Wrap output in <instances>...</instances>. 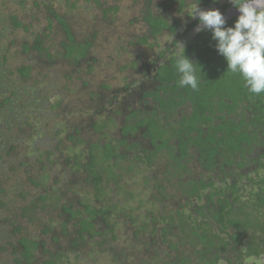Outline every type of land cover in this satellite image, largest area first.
Segmentation results:
<instances>
[{
	"label": "trees",
	"instance_id": "trees-1",
	"mask_svg": "<svg viewBox=\"0 0 264 264\" xmlns=\"http://www.w3.org/2000/svg\"><path fill=\"white\" fill-rule=\"evenodd\" d=\"M14 1L0 0V239H2L0 240V250H4L6 247L2 242L5 226L13 225L15 233L22 231L24 226L19 212L16 211L19 204L16 201L19 195L22 197L32 196L29 194L32 192L31 188L38 189L40 192L31 202V206L34 207H38L41 202L45 203L48 198L53 199V194L44 195L48 193L46 192L47 184H49L51 175L48 172L43 175L40 171L44 172L48 164L50 171L57 169L58 161L63 156L62 154L59 156L58 153L65 154L62 160H73V158L76 160L78 165L72 164L74 173L78 174L79 167L82 165L78 159L84 139L74 133L79 130L65 118L69 114L64 107L65 102H70L69 95H73L77 87L75 83L71 87L63 79L53 81L61 92L62 99L56 96L55 100L50 102L47 89H43L49 81V76L47 70L41 65L54 61L53 56L49 54V49L52 48L58 51L57 54L63 58L72 56L71 62L75 66V72L80 73L78 79L82 80L84 79L82 77L84 64L79 62V59L86 58L90 49L93 48L94 42L97 43L99 38L108 41V45L111 47L110 58L114 55L113 53H119L122 56L129 51V47L133 46L134 56L130 54V57L135 58L131 64L135 70L141 69L143 66L144 55L150 56L148 59L155 67L161 63V58L166 56L168 62L170 59V64L159 65V73L156 75L162 81V89L158 87L155 94L159 95L163 91L165 93L172 90L174 97L166 95L165 106L168 104L173 109L176 104H180L179 107H184L180 109L181 115H177V122L183 133L182 146H180L181 156L172 152L168 155V159L174 160L185 173L191 172L189 166L195 160L207 159L205 165L210 170H214L216 179L220 180L222 185L224 184L221 189V185L217 186L216 190L219 192H202V188L195 187L194 192H184L181 199L183 208L186 204H192L186 199L187 197L193 196L200 201L193 209L197 216H204L206 207L212 211L213 206L209 205L218 203V208L212 211L209 216L212 220L210 225L220 223L223 228H228L224 239L221 238L217 241V235L209 236L211 226L208 229L206 226L205 230H202L198 224L189 222L185 217L182 218V221L180 219L176 225V217L181 218L182 216L179 215L180 211L172 212L169 208H164L163 211L166 215H154L153 217H159L157 219L161 223L164 219H168L169 227L164 225L159 227L160 225H155L154 222L151 226L152 233L159 238H153V242L161 239L180 255L178 260L183 258V264H191L179 241H189L193 234H199V263L207 264L208 260L207 258L204 260L203 256L214 254L212 249L213 251L215 249L225 250L229 247L228 245H231L232 251H240L238 244L243 235L247 234L248 237L255 239L257 233L255 227L259 225L260 217L253 211L259 207L264 215V204L254 203L253 209H250L251 213L249 212L246 216L244 208L239 207L238 209L235 203L242 199L243 187H241L240 178L244 176L246 168H251L254 175L264 169V93L259 94L263 95L262 98L259 95L251 94L244 86L241 76L228 70L226 59L215 48L216 41L213 40L211 31L201 32L197 48L185 46V55L197 64V76L200 80L198 90H192L190 87L181 88L178 85L179 76L175 69L177 51L170 52L169 47L164 51H159L162 41L165 38L168 39L169 33L178 31L182 25L188 24L189 20L193 19L190 16L191 10L198 2L200 8L211 9L214 8L212 0H171L178 2L174 4L173 2L158 4L154 0L142 2L133 0L131 3L130 0H126L128 1L127 10L130 12V14H126L127 16H123L121 13L122 1L125 0H114L118 2H113L114 4L109 1H103L102 4L101 0H86L85 5H80L79 0H58L61 2L59 4H55L54 0H50L49 3L44 1L40 4L35 2L34 6L39 8V14H44L47 17L45 21L39 22L38 33L32 31L33 25L27 24L24 18L11 13L10 4H13ZM91 1L97 4H91ZM20 2L23 6H29L23 4L24 2L21 0ZM138 4H142L139 9ZM80 10V14L77 15ZM92 10L98 14L92 13L91 15ZM83 11L87 12V17L92 22L94 19L96 20L92 24L89 21L80 23L78 17L85 15ZM125 17H129L127 19L128 26L135 27L134 31L130 30L132 31L130 32L128 28L123 27ZM236 20H231L225 27L234 26ZM52 21H55L54 28L51 25L48 26V22ZM97 21L101 23L99 29H96L95 26ZM197 24L198 19L190 24L189 28L192 29ZM78 27L80 30L88 28L92 34L85 33L87 38H82L83 41H81L82 39L75 40L72 34L74 31H79ZM18 29L23 30V33L27 34H25L26 37L24 35L23 39L21 36L18 39L12 35V31ZM53 30L54 32L64 31L70 38L63 37H67L70 43L66 44L63 41L55 40ZM29 33L36 34L35 39ZM186 33L187 31L184 30L183 34ZM31 39L36 43L35 45L30 44L32 43ZM146 47H150L152 50L149 52L139 51ZM114 48H116L115 52L112 51ZM32 51L38 52V62L35 59L32 60L30 56ZM180 53H183L182 47ZM191 54L198 58L197 62L190 57ZM101 61L107 63L111 59L101 58ZM85 62H89V60ZM66 71L67 69L64 68L62 71L59 70L64 73ZM66 77L70 78L69 75ZM242 99L246 106L241 110ZM258 101H261L263 105L259 106ZM178 111L175 110V113ZM73 113L74 111L70 114ZM249 119L252 120L247 121ZM261 119H263V124L260 127L262 131H248L252 126H257ZM124 133L136 134L137 126H127ZM117 142L122 146L128 145L123 140ZM164 145L168 146L167 141ZM94 148L95 146H92L88 151L90 155L92 154L93 161L86 166L88 173L83 180L86 183L93 180L96 190L100 192L102 190L100 188L101 173L96 169L99 167V163H96L98 154ZM127 149L135 150L136 148L127 147ZM33 155H40V157L33 159ZM44 157L47 158V163L41 162ZM101 157L107 163L115 157L120 160L125 159L119 148L113 147L111 144L105 145L103 151L99 152L98 158ZM180 160H184L185 163H180ZM109 166H111L110 163ZM182 171L180 172L182 173ZM35 172L37 174H34ZM229 178L234 180L228 186L231 181ZM70 183L72 191L79 192L84 189V186L75 178H72ZM216 183L218 185V182ZM253 185L258 186L259 192H264V177ZM170 196L168 194L167 199H170ZM7 200L10 202H5ZM159 200L158 197L150 204L156 206L155 202ZM81 205L84 206L85 211L74 210L75 205L72 204L73 219H79L84 214L91 215L93 218L96 216L95 207H92L88 202H82ZM115 210L117 209H113V212ZM24 213H22V217L29 223L36 219L31 214L29 207L24 208ZM229 214L231 217L228 216ZM225 215L229 217V222L225 221ZM119 217L125 216L120 215ZM122 226L119 220L113 224V227L118 229H123ZM141 230L139 231L141 232ZM127 232H105L109 238L105 241L111 245L114 262L127 255V253L116 254L114 251L115 246L121 245L126 240ZM144 233L146 236L149 235L147 228ZM135 239L142 241L138 236ZM196 251L194 250V252ZM129 254H132L131 249ZM238 254L240 253L238 252ZM130 262L133 264L134 260L131 259ZM148 262L145 260L142 264H149Z\"/></svg>",
	"mask_w": 264,
	"mask_h": 264
},
{
	"label": "flooded vegetation",
	"instance_id": "flooded-vegetation-1",
	"mask_svg": "<svg viewBox=\"0 0 264 264\" xmlns=\"http://www.w3.org/2000/svg\"><path fill=\"white\" fill-rule=\"evenodd\" d=\"M21 1L24 2L23 4L29 5L27 6L29 7L28 12H26V5L23 6L20 0H15L13 4L17 5V9L15 8L11 13L24 18L27 24L33 25L32 31L38 33L39 22L45 21L47 17L44 14H39L40 10L34 4L35 2L40 4L44 1L49 3L50 0ZM85 1L79 0V4L85 5ZM103 1L101 0V3ZM142 1L144 0H140V2ZM113 2L118 3L112 0L111 3L114 4ZM130 2L132 3L133 0ZM154 2H158V4L178 3L171 0H154ZM13 4L10 6L14 7ZM91 4L97 3L91 1ZM212 5L225 15L227 24L240 15L230 0H216V2L212 0ZM80 12L81 10L77 12V15ZM49 17L51 19L50 15ZM196 20L191 19L188 24L182 25L178 31L169 33L168 39L165 38L162 41L159 51H164L168 47L170 52H175L177 49L180 51L179 43L188 48L190 46L197 48L201 32L198 34L194 32L197 25L192 29L189 28V25ZM50 25L54 28L55 21L48 22V26ZM184 30L187 31L186 34H183ZM79 31L73 32V38L75 40L85 39L87 35L84 34L81 37L78 35ZM23 32L21 29L14 30L12 35L18 39L21 37L23 39L26 34ZM57 32L53 30L55 40L63 41L66 44L70 43L67 38L69 36L64 31ZM88 32L89 35L92 34L90 31ZM205 32L208 31L205 30ZM29 34L35 39L36 34ZM63 36L67 37L64 38ZM185 41L188 42L185 43ZM31 42L30 44H36L32 39ZM95 44L94 42V46L86 58L79 59V62L84 64L82 73L84 79L82 80L78 79L80 73L75 72V66L71 62L72 56L63 58L57 54L58 51L51 48L49 54L53 56L54 61L41 63V67L47 70L49 76V84L47 83L43 89H47L50 102L54 101L56 96L62 99L61 92L53 81L63 79L71 87L74 83L77 87L73 95H69L70 102H65L64 107L69 114L65 118L79 130L74 133L84 139L78 159L82 165L79 167V173H74L72 164L78 165L76 160L74 158L73 160H62L65 154L58 153L59 156L61 154L63 156L58 161L57 169L50 171L48 164L44 172L40 171L43 175L47 172L51 175L49 184H47L48 190L46 192L48 193L44 195L53 194V199L48 198L45 203L41 202L38 207L31 206L32 200L40 192L35 187H32V192L29 193L32 196L22 197L19 195L17 197L16 203L19 204L16 211L19 212L24 226L23 228L21 226L22 231L18 233L14 232L13 225L5 226L2 242L6 247L4 250H0V264H131V259L134 260L133 264H142L145 260L149 261V264H183L184 259L178 260L180 255L173 251L170 245L161 239H157L155 242L152 240L159 238L152 233L151 226L154 222L155 225H160L159 227L161 225L169 227L168 219H164L161 223L157 219L159 217H153L154 215H166L163 211L164 208H169L172 212L180 211L179 215L182 216L181 218L176 217V225L180 219L182 221V218L185 217L189 222L198 224L202 230H205L206 226V229L211 226L209 236L217 235V241L221 238L224 239L228 232V228H223L220 223L210 225L212 220L209 216H211L212 211L218 208V203L209 205L213 206L212 211L206 207L204 216H197L193 211L200 203L193 196L186 198L192 204H186L184 208L181 207L184 192H194L195 187L202 188V192H219L216 190L217 186L221 185V189L224 184L222 185L220 180L216 179L214 170H210L205 165L206 158V160L202 159L201 161L195 160L189 166L190 173H185L174 160L168 159V155L172 152L181 156L180 146H182L183 133L178 125L177 115H181L180 109L184 107H179L180 104H176L173 109L168 104L165 106L167 103L166 95L174 97L172 90L165 93L163 91L159 95L155 94L158 87L162 89V81L156 75L159 73V65L170 64V59L168 62L166 56L161 58V63L155 67L152 61L148 59L150 56L144 55L143 66L141 69L135 70L131 65L135 58L130 57V54L134 56L133 46L129 47V51L122 56L119 53H113L114 55L110 58V55H102L103 53H100L97 47L95 49ZM115 50L116 48L112 51L115 52ZM151 50L150 47H146L139 51L149 52ZM64 52L67 53L68 51ZM30 56L32 60L39 61L38 52L32 51ZM190 57L196 62L198 61L194 54H191ZM101 58L111 59V61L103 63ZM74 59L76 60V58ZM86 60L89 62H85ZM63 68L67 69L66 73L59 72ZM66 75H69L70 78H67ZM259 97L262 98L263 95H259ZM241 102L242 110L246 103L243 99ZM257 104L263 105L261 101H258ZM175 110L179 111L175 113ZM73 111L74 113L70 114ZM257 124V126L249 128L248 131H262L260 127L263 124V119ZM127 126H137V133L125 134L124 129ZM119 140L125 141L128 145H120L117 142ZM165 141H167V147L164 145ZM107 144L119 148L125 159L112 158L109 161L111 166H109L103 157L98 158L99 152L101 153ZM92 146H95V152L98 154L96 163H99V167L96 169L101 173L100 188L102 190L100 192L96 190L93 180L89 183L83 180L88 173L86 166L93 161L92 154L88 153ZM127 147H135L136 149L130 150ZM111 149L113 150V148ZM39 157L40 155H33V159ZM27 159L29 160V158ZM41 162L47 163V158L44 157ZM179 162L185 163L184 160ZM246 169L244 176L240 178L241 187H243L242 199L237 201L235 205L238 209L239 207L244 208L247 216L249 212L251 213L250 209H253L254 203L264 204V192H259L258 186L253 185V183L263 179L264 174L261 171L264 172V169L255 175L251 168ZM72 178L79 181L84 189L79 192L72 191L70 188ZM230 180L231 178H229ZM233 180L229 182L228 186ZM42 191L45 192L44 189ZM168 194L171 195L170 199H167ZM158 197L160 200L155 202L157 203L156 206L150 204ZM82 202H88L96 208L94 218L88 214L82 215L79 219L72 218V204L75 205L74 210L85 211L84 206L81 205ZM25 207H29L31 214L36 218L33 222L29 223L22 217ZM113 209L117 210L113 212ZM253 212L260 217L259 225L255 227L257 231L255 239L248 237L247 234L243 235L238 244L240 251H232L231 245H228L229 247L225 250L215 249L213 251L212 249L214 254L202 255L205 257L204 260L207 258V264H256L259 257L264 256V215L259 207ZM120 215L125 217L120 218ZM228 216L231 217V214ZM228 216H224L226 222H229ZM116 220L121 221L123 229L113 227ZM126 221L127 223H125ZM19 224L21 225L20 221ZM146 228L149 234L147 236L144 233ZM108 231H128L126 240L114 248L116 254L127 253L117 262H114L111 245L105 241L106 239L109 240L108 236L105 235V232ZM137 236L142 241H137L135 239ZM179 244L186 251L191 264H200L199 234H193L189 241H179ZM130 249L132 254H129ZM194 250L198 252H194Z\"/></svg>",
	"mask_w": 264,
	"mask_h": 264
},
{
	"label": "clouds",
	"instance_id": "clouds-1",
	"mask_svg": "<svg viewBox=\"0 0 264 264\" xmlns=\"http://www.w3.org/2000/svg\"><path fill=\"white\" fill-rule=\"evenodd\" d=\"M216 2V0H214ZM240 15L234 26H227L225 15L218 8L202 9L199 2L191 10L190 16L198 19L195 33L211 31L216 41L215 48L228 64V70L239 74L244 86L253 95L264 93V0H230ZM175 56L177 81L181 88L198 90L200 80L196 63L185 55V45ZM256 264H264V256Z\"/></svg>",
	"mask_w": 264,
	"mask_h": 264
},
{
	"label": "rangeland",
	"instance_id": "rangeland-1",
	"mask_svg": "<svg viewBox=\"0 0 264 264\" xmlns=\"http://www.w3.org/2000/svg\"><path fill=\"white\" fill-rule=\"evenodd\" d=\"M104 1H109V2H111L112 0H104ZM54 3L55 4H59V3H61L60 1H58V0H54ZM127 3H128V1H122V10H121V13L123 14V16H125L126 14H130V12L127 10ZM10 5H12V4H10ZM13 6L14 7H11V10H14L15 8L17 9V5H14L13 4ZM96 7V6H95ZM137 7H138V9L140 8V7H142V4H138L137 5ZM28 9H29V7H27V10H26V12H28ZM29 11H31V10H29ZM138 12V11H137ZM83 13L85 14L84 16H79L78 17V20H79V22L80 23H82V22H84V23H87L88 21H89V23L91 22V24L94 22V20H96V19H94L93 20V22L91 21V19H88V17H87V12L86 11H83ZM92 13L94 14V15H97L98 14V12H93V10H92V12H91V15H92ZM127 16V15H126ZM129 17H125L124 19H126L125 21H124V28L126 29V28H128V30L130 31V30H135V27H129L128 26V23H127V19H128ZM101 22V21H100ZM100 25H101V23H99V21H97L96 23H95V26H96V29L98 28L99 29V27H100ZM95 28V27H94ZM78 29L80 30V27H78ZM89 30H88V28L87 29H85V28H83L81 31H79V33H78V35H80L81 37L86 33L87 34V32H88ZM122 31H123V29H122ZM130 32H132V31H130ZM123 34H125L124 32H123ZM188 41H189V39H188ZM188 41H185V43L186 42H188ZM109 43H108V41H103L102 39H98V41H97V43H96V47H97V50L100 52V53H103L102 55H104V56H109L110 55V53H111V47L108 45ZM104 74H105V72H104ZM106 75V74H105ZM261 173L262 174H264V172L263 171H261Z\"/></svg>",
	"mask_w": 264,
	"mask_h": 264
}]
</instances>
